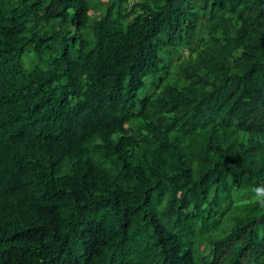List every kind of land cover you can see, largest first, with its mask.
Masks as SVG:
<instances>
[{"label": "trees", "instance_id": "16d2710c", "mask_svg": "<svg viewBox=\"0 0 264 264\" xmlns=\"http://www.w3.org/2000/svg\"><path fill=\"white\" fill-rule=\"evenodd\" d=\"M0 264H264V0H0Z\"/></svg>", "mask_w": 264, "mask_h": 264}, {"label": "rangeland", "instance_id": "374dc122", "mask_svg": "<svg viewBox=\"0 0 264 264\" xmlns=\"http://www.w3.org/2000/svg\"><path fill=\"white\" fill-rule=\"evenodd\" d=\"M101 1H105V0H101ZM132 1H136V0H132ZM236 209V208H235Z\"/></svg>", "mask_w": 264, "mask_h": 264}]
</instances>
